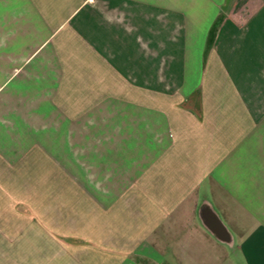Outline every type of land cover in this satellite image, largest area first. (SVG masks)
Masks as SVG:
<instances>
[{"label": "crops", "instance_id": "obj_1", "mask_svg": "<svg viewBox=\"0 0 264 264\" xmlns=\"http://www.w3.org/2000/svg\"><path fill=\"white\" fill-rule=\"evenodd\" d=\"M0 264H264V0H0Z\"/></svg>", "mask_w": 264, "mask_h": 264}]
</instances>
